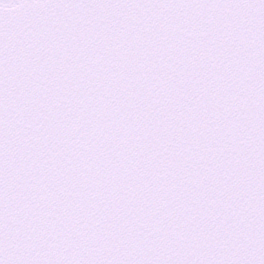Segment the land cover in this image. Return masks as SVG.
Returning <instances> with one entry per match:
<instances>
[{
  "label": "snow or ice",
  "instance_id": "1",
  "mask_svg": "<svg viewBox=\"0 0 264 264\" xmlns=\"http://www.w3.org/2000/svg\"><path fill=\"white\" fill-rule=\"evenodd\" d=\"M0 264H264V0H0Z\"/></svg>",
  "mask_w": 264,
  "mask_h": 264
}]
</instances>
